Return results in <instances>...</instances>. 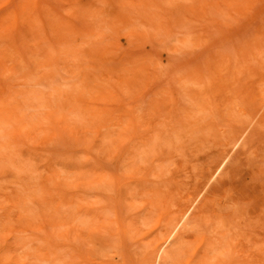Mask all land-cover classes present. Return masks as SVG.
<instances>
[{"label":"rangeland","instance_id":"rangeland-1","mask_svg":"<svg viewBox=\"0 0 264 264\" xmlns=\"http://www.w3.org/2000/svg\"><path fill=\"white\" fill-rule=\"evenodd\" d=\"M263 93L264 0H0V264H147ZM263 113L174 264H264Z\"/></svg>","mask_w":264,"mask_h":264},{"label":"bare ground","instance_id":"bare-ground-1","mask_svg":"<svg viewBox=\"0 0 264 264\" xmlns=\"http://www.w3.org/2000/svg\"><path fill=\"white\" fill-rule=\"evenodd\" d=\"M256 109L254 110V114L251 119L248 120V122L243 126L244 128L237 129L232 134L231 139L225 144L227 148H223L221 150L220 158L217 162L213 163V165L208 166L206 169L202 170L200 175L197 178L196 187L193 194L192 201H195L198 196L202 195V198L198 205L196 206L197 210L195 212H192L189 215L182 214L180 218L177 220H169L165 223L166 232L164 235H159L156 237V243L154 244L153 250L148 253L150 256L147 260V264H174L180 261V253L181 249L184 246V237L190 233L194 232L196 230V226L199 221L203 219L204 216H201L202 213L207 211L208 209L211 210V215L215 219L223 220L225 217L232 212V209L235 210L239 207H241L243 204H245L248 197V188L247 183H244L240 180L241 176H239V167L242 162L243 156L245 155V152H243L242 149L238 151L237 153L232 154L231 151L235 147L236 144L239 145L241 141V146L247 145L251 142L250 137L252 135L251 133H247L245 136V132L250 130L252 121L254 117L256 116V113L260 111L264 107V93L261 94L260 100L255 104ZM65 109L64 107H62ZM203 108L209 109V105H204ZM82 111H86L85 108H83ZM73 111L70 113L72 115ZM79 116V114H77ZM79 121L81 123L86 124L88 119L83 117L81 115ZM257 123H264V113L261 115ZM241 130V131H240ZM150 146L141 147V153L146 156H149L152 153V149H149ZM231 153V154H230ZM227 164L224 170L220 173V175L212 179L214 176L213 171H210L212 167H214L216 164L219 165L223 163L224 161ZM221 195L222 197L217 200L218 195ZM191 201V202H192ZM230 208V213L226 214L223 208ZM89 213V212H88ZM84 211L82 213L77 214L75 216V219L79 223H86L89 221L88 217ZM205 214V213H204ZM224 222V221H223ZM222 222V223H223ZM179 226V229L177 231L176 236L171 239L170 236L174 232L175 229ZM208 242H205V239L202 240L201 244H199V248L202 250H205V253L203 256H206V261L209 262V264L212 263L213 256H208L207 249L211 246V244ZM199 249V250H200ZM200 252V251H198ZM197 252L191 256V259H194L197 257ZM36 260H41L42 264H65L63 260L59 259L58 256H48L46 255H39L34 254ZM190 259V261H191Z\"/></svg>","mask_w":264,"mask_h":264}]
</instances>
